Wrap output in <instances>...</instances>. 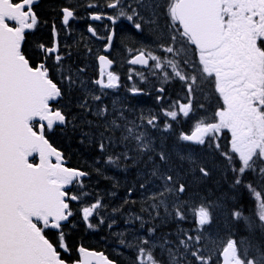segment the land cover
Here are the masks:
<instances>
[{
  "label": "snow or ice",
  "instance_id": "6c2138e0",
  "mask_svg": "<svg viewBox=\"0 0 264 264\" xmlns=\"http://www.w3.org/2000/svg\"><path fill=\"white\" fill-rule=\"evenodd\" d=\"M34 3L38 0H0V264H69L61 252L71 251L64 231L75 226L70 218L79 215L93 230L105 224L107 205L86 184L92 173L66 166L64 153L50 142L49 133L69 128L80 132L81 143L95 142L107 165L119 168L147 157L150 168L139 188L145 192L140 213L149 220L161 217L163 209L164 222L171 218L179 225L191 218L194 223L191 231L178 226L175 233L158 238L156 226L131 243L121 238V245L135 250L131 264H163L157 249L167 253L168 264H264V244L238 240L231 229L223 239L206 227L214 223L216 205L190 193L212 170L185 147H207L219 154L232 187L254 201L251 215L239 205L229 210L230 222L243 220L252 236L257 228L264 232V0H104L113 14L89 0L87 8L97 9L89 14L93 21L107 19L115 25L124 18L137 32L150 29V45L127 49L129 65L147 69L162 85L172 80L182 84V97L159 113L141 111L133 119L126 115L131 110L104 103L108 90L121 86L109 55L115 28L100 36L89 25L88 32L105 43L103 54L95 55L97 77L86 80V65L73 69L67 63L71 53L66 44L62 51L55 21L51 43L38 40L29 51V35L48 23L40 20ZM60 15L68 34L77 9L65 5ZM133 74L148 80L143 71H130L128 80ZM208 87L216 97L211 111ZM129 91L138 95L144 90L133 84ZM156 91L157 102L164 101L165 88ZM181 122L191 127L175 133V152L165 149L163 141L157 149L151 130L174 133V124ZM221 137L227 140L225 147ZM117 147L123 151L116 152ZM94 170L102 174L100 168ZM130 203L136 201H123ZM111 213L110 229L116 224L114 214H123L122 206ZM135 221L141 228L148 222L137 213L125 222ZM78 252L80 259L72 264H115L102 252L83 246Z\"/></svg>",
  "mask_w": 264,
  "mask_h": 264
},
{
  "label": "flooded vegetation",
  "instance_id": "af4514ba",
  "mask_svg": "<svg viewBox=\"0 0 264 264\" xmlns=\"http://www.w3.org/2000/svg\"><path fill=\"white\" fill-rule=\"evenodd\" d=\"M89 0H86V3H88ZM92 2L94 3H98L100 5V9L101 11L107 13V14H113V10L111 9H107L104 8V0L103 1H98V0H92ZM88 11H97V9H89ZM35 12H36V8H35ZM90 14V12H88V15ZM78 19L72 20L70 21L69 24V32L68 34L65 33V31L63 30V28H61L60 31V41H61V49L62 51L64 50V45L66 44L68 46L67 51L71 53V58L67 61V63H69V61L71 59H73V61L76 59V54L78 52H76V47L74 48L73 46V42L75 40H78L77 45H81L82 47H84L85 51H86V55L87 57L84 58V62H91V67L90 70L91 71V75H87L88 78L90 80L95 79L98 75V63L95 60V55L96 54H103L102 53V49L104 46L105 41L97 39L96 37L92 36V34L90 32H88V27L89 25H91L93 28L96 29L97 33L100 36H106L107 33V29L110 28H115V32H116V36L113 39V48L110 52V58L113 59L115 61L113 68L111 70L116 71L120 77V88L116 89V90H108L109 91V95L106 96L104 98V103L109 105V107H111L113 104H115L117 107L120 108H124V109H128L131 111H127L126 115L129 116V119H133L135 118L137 115H139V113L141 111H143L145 114H147L148 112H153V113H159L161 107H167L168 103L170 101L176 100L179 97H182L184 92H183V88H182V84L180 81L178 80H172L167 84H161V81L154 78V77H149L147 81H141L139 79L138 76H136L135 74H133V79L130 81L128 80L127 76L128 73L130 71L133 72H141L143 71L145 73V75H149L148 74V70L139 66V65H129L127 63V60L129 58L128 53H127V49L128 48H137L140 46H145V45H150L152 40H153V36L151 34V31L148 27H145V30L143 32H137L133 26V23L124 21L122 18L115 24L112 25L111 22L107 19H102L100 21H92L90 18H86V20L83 18H85V16L81 17L79 15H77ZM130 28L131 30H134V33L127 31L126 28ZM41 34H44L43 31H39V29L36 31L35 34H30L28 37L29 40V44L31 45V42L34 41H38L41 38ZM131 34L132 40L131 42H127L126 40V36L127 34ZM35 36H37V38L39 39H35ZM51 37H52V33H51ZM52 41V38H51ZM51 41L49 43H51ZM33 42V44H34ZM34 48V47H33ZM92 49V52L89 53L88 49ZM30 51V48H29ZM94 56V58H92ZM70 64V63H69ZM151 64V62H150ZM97 67V68H96ZM88 71V72H89ZM135 84L136 87L143 89V93L142 94H138V95H133L130 91L129 88L132 87V85ZM163 86L165 88V100L158 103L156 100V96L159 94L156 89H158L159 87ZM207 95H206V101L209 105V111L212 110L211 106L214 105L216 103V97L212 95L211 92V88L208 87L205 89ZM174 96L176 99H172L171 96ZM118 101V102H117ZM89 119H92L91 116L88 117ZM160 122H161V126L163 125L164 122V118L163 116L160 117ZM183 126H186V130L189 131L191 124L190 122H182ZM158 131L155 129L151 130V134L154 137L155 141H156V147L157 149H159V147L161 146V140H163V147L169 151L172 150V136L173 133H162V135L164 137H161L159 135H157ZM117 135H119V133H117ZM225 136H228L230 138V133H225ZM221 141H222V147H225L227 145V140L224 139V137H221ZM93 145L95 144V142H92ZM98 147V146H97ZM111 151V149H110ZM116 152H120L123 151L122 147H117L115 149ZM98 154L99 156H96V158L93 160V162L95 163L94 165L88 166V171H90L92 174L91 176L87 179L88 181V186H89V190L93 191L95 194L99 195L98 193V189H103L104 187H101V184H104V186L106 185L104 182H117L116 187L114 186H110L111 190H113V192H115V195L113 196V198L116 199V201L118 202L119 205L122 206L123 208V212L125 213V216L129 215L130 213H137V214H142L145 217V220L148 221L144 228L140 227V222L139 221H135L134 223H126V219L127 216L125 218H122L119 220V223L116 227H114V231L116 230H120L122 232H124L125 234H123L122 238L125 239L126 241H128V236H131V233H129L126 229H131V232L137 230V232L139 233L140 230H142L143 232L140 234L141 236H144L147 234V229L149 227L152 226H156L157 228V232H156V237H160L159 234L165 235L170 233V231H172L173 229V223H164L161 224V226H158L161 223V219L160 220L158 218H155L154 221L153 220H149V217L146 213H140V208L141 205L144 204V197H145V192L142 190L138 193L135 194H131V196H128L126 198L125 193H124V185L121 184L124 182L125 178L127 180L133 179L134 181H139L142 182L144 180V178H142V173L143 172H147L148 171V165H150V163H146L147 160L145 159H140L137 158V160L135 162H133L132 160H128L125 161L124 163H122L120 165L119 168L112 166V165H107L103 162L104 158H102L101 153L99 152L98 149ZM129 155H134V153H129ZM65 160L69 163L70 160L66 157ZM158 159V158H157ZM97 160H100V163H96ZM216 160L217 163L220 166H223L221 163V157L219 156L218 153H216ZM95 168H100L101 169V173L104 172L106 179H101L102 174H97L95 172ZM98 179H101L102 182L98 184V189L96 188V182ZM230 180H232V177L230 176ZM158 183V182H157ZM114 185V184H113ZM151 188V190H155V187L153 185L149 186ZM232 190L236 193H242V191H237V189L232 187ZM110 191V189H108L106 191V195L104 196V202L107 205V210L108 208L110 209V200L108 195V192ZM111 192V191H110ZM112 192V193H113ZM245 193H247L246 191H243ZM100 196V195H99ZM124 199H128V200H134L136 201V203H130L127 205L123 204ZM251 204L249 206L248 209H246L247 214L251 215L252 211H253V207H254V201L252 199H250ZM146 207V205H144ZM237 206V204H236ZM235 206H233L234 208ZM107 210L105 212V214H107ZM110 221H107V223ZM105 223V226L106 224ZM257 232L261 231L259 228L256 229ZM113 231V229H111L110 231H107V227L106 229H101V231L95 232V233H99V232H103L102 233V237L103 236H109V232ZM107 233V234H106ZM113 235V234H111ZM121 239V236H120ZM118 238H114L112 239L113 243L108 245L111 247V250L114 254H117L118 256L122 257L123 259L126 258V252H131V256L133 259L134 256V252H132L131 250L128 249V247H125L123 245H121L119 243ZM104 243H107L104 242ZM108 244V243H107ZM79 247V246H78ZM77 247V248H78ZM90 250H94L96 252H100L97 251L95 249H90ZM77 252V249H76ZM103 252V251H102ZM158 253H162L165 254L163 252H161V250H157ZM70 252L68 253H64L63 251L61 252V255H68ZM108 257V256H107ZM168 256L167 254H165V259H167ZM78 260H79V256H78ZM119 264V263H118Z\"/></svg>",
  "mask_w": 264,
  "mask_h": 264
},
{
  "label": "trees",
  "instance_id": "16d2710c",
  "mask_svg": "<svg viewBox=\"0 0 264 264\" xmlns=\"http://www.w3.org/2000/svg\"><path fill=\"white\" fill-rule=\"evenodd\" d=\"M98 1H103V0H98ZM65 5H73L77 9V15L80 13L82 14L81 17L85 16L86 19L88 17V11L90 8H87V3L86 0H40L39 4L36 7V13L40 20L47 21V24H41V26L38 27L39 31H43L44 34H41L40 40H42L44 43H48L51 41V24L53 21L56 22L57 29H61V15H60V8L65 6ZM127 31L134 33V30H131L130 28L127 27ZM132 35L129 33L126 36L127 42H131L132 40ZM35 39L37 36H35ZM33 42H31V45H28L30 48V51H33ZM78 40H75L73 42V46L76 47V59L73 61L71 59L69 61V65L75 69V67L81 65L84 62V58H86V51L84 47L81 45H77ZM77 63H76V62ZM172 99H176L173 95L171 96ZM174 101V100H173ZM73 113L79 112L78 109L73 108L72 109ZM85 131L88 129L85 128ZM174 130L175 132L173 133L172 136V150L169 152H175L176 150V145L177 141L175 139V133H178L179 131H187L186 126L182 125V122L180 124H174ZM49 139L50 142L53 144L54 147L57 149L61 150L64 153V156H66L70 162L69 166L73 168H81L88 170V166L94 165L95 163L93 160L96 158V156H99L98 154V147L97 144L95 143H89L87 140H85L84 143H81V135L80 132L77 131H72L70 128L66 131H60L57 129L53 133H49ZM187 149L192 150L195 155H198L203 158L204 162L207 164V166L212 170V174L204 181L198 182L197 188L198 191H195V193H199L200 195L206 197L208 192H211V197L209 202H212L213 199L219 197V202H221V198L223 199V205H225L227 214L229 213V210L233 209V206L239 205L240 210L243 211L245 215L247 214L246 209L249 208L251 201L249 198V195L245 192L242 191V193H236L232 190V180H230L231 174L228 173L226 170H224L223 166H220L217 163L216 160V152L214 149H208L207 147H201V146H196V145H186L185 146ZM175 159V157H174ZM178 163V161H177ZM185 167H187V163L185 162ZM102 180L98 179L96 182V188L98 189V184L101 183ZM106 185L101 184V187L103 186V189H98L99 195L104 199L103 195V190H108L110 186L116 187V182H104ZM86 184H88V181L86 180ZM114 184V185H113ZM139 181H134L133 179L127 180L123 183L124 185V193L126 198L128 197V191L131 188L132 193H138L142 191L139 188ZM208 196V195H207ZM235 197V198H233ZM232 198V201H231ZM73 207L75 210V202L73 203ZM217 207V206H216ZM218 208H216L217 210ZM79 215L70 218L72 219L73 224L75 225L74 227L72 225H68L64 231L66 233V241L69 245L70 248V253L68 255H62V258L67 260L69 263H72L74 261L78 260V255L76 252V249L79 245H82L84 247H87L89 249H95L97 251H103L109 258L114 259L117 263L119 264H131L132 258H130V253L131 252H126V258L123 259L122 257L118 256L117 254H114L111 250V247L108 246L113 243L112 239H109L107 243H104L101 240L102 233H93L91 234L84 225L83 221H79ZM95 223L96 220H93ZM222 224H215V221L213 225L208 226L207 228L210 227V231H212L214 234L218 233L219 236L223 239H227V231L222 227ZM103 229H106L107 226H102ZM236 230L237 233H244L245 237H249L250 233L247 229V227H241L239 221L236 222ZM98 229V228H97ZM101 231V230H100ZM87 233V235L85 234ZM256 234V232H255ZM110 237V236H109ZM237 239H239V236H236ZM257 239L255 238V241L264 244V242L260 241V236H256ZM111 238V237H110ZM132 257V256H131ZM167 264V263H166Z\"/></svg>",
  "mask_w": 264,
  "mask_h": 264
},
{
  "label": "rangeland",
  "instance_id": "374dc122",
  "mask_svg": "<svg viewBox=\"0 0 264 264\" xmlns=\"http://www.w3.org/2000/svg\"><path fill=\"white\" fill-rule=\"evenodd\" d=\"M79 16H80V18H81V15L82 14H78ZM124 21H127L126 19H124V18H122ZM127 22H129V21H127ZM130 23H132V22H130ZM147 27V26H146ZM127 29V28H126ZM87 57V56H86ZM92 58H94V56L92 57ZM76 62V61H75ZM77 63V62H76ZM87 66V74H86V76H85V79L86 80H90L89 78H88V76L87 75H91V71H89L90 70V67H91V62L90 63H88V62H85V63H82L81 65H79L80 67H84V66ZM89 71V72H88ZM170 71V70H169ZM149 77H151L150 75H148V78ZM118 102V101H117ZM157 135H159V136H161V137H164L163 135H162V133L161 132H157L156 133ZM154 138V137H153ZM161 141H163V140H161ZM164 144V143H163ZM103 158V157H102ZM143 159H145V160H147V157H144ZM148 168H150V165H148ZM145 173L146 172H143L142 173V178H144L145 177ZM101 179H106V176H105V174H104V172H102V177H101ZM125 181H127V179L125 178V180H124V182ZM123 182V183H124ZM123 183H121V184H123ZM116 184H117V182H116ZM88 185V184H87ZM197 185H198V183H197ZM197 185H196V188H195V190H194V192L193 193H190V195H196V194H198L200 197H204V196H202V195H200L199 193H195V191H198V188H197ZM106 191L107 190H103L102 192H103V195L105 196L106 195ZM111 191V192H110ZM109 192H108V197H109V200H110V209L108 208V210H107V214H105V213H103V215L105 216V223H107V221H110L109 220V216H111V215H113L112 213H111V210H112V208H115V207H121V205H119L118 204V202L116 201V199L115 198H113V195H111V193L113 192V190H110ZM208 195V196H207ZM206 195V197H204V198H207L208 199V201L210 200V197L212 196L211 195V192H208V194ZM104 200V199H103ZM231 201H232V198H231ZM217 207H215V212H214V221H215V224L217 225V224H222L221 225V228L223 227L226 231H228V229H231V232L232 233H234V238H236L237 239V237L236 236H239V239L240 238H242V237H245L244 235V233H242V232H240V233H237V230H236V222L235 223H231L230 222V218H229V216H228V214H227V210H226V207H225V205H223V199L221 198V202H219V197L218 198H216V201H215V199H213V201H212ZM76 206V205H75ZM216 208H218L217 210H216ZM162 210V211H161ZM160 211H161V217H157L159 220H160V218H162L161 220V223L158 225V226H161V224H164V223H173L174 224V226H175V228L173 227V229H172V231H170V233H175L176 232V230H177V227L179 226V227H181V228H184V229H186V230H189V231H191L192 229H193V227H194V223H193V221H192V219L190 218L189 220H187V221H185V222H182V223H179V225H178V223L176 222V221H174V220H172L171 218H169L166 222H164L163 221V209H161ZM114 216H115V219H116V224H114L113 226L114 227H116L117 225H118V223H119V220L120 219H122V218H125L126 216H125V213L123 212V214H121V213H116V214H114ZM128 217V216H127ZM79 221H82V219L79 217ZM187 222H188V224H187ZM84 225H86L85 223H84ZM102 226H104V224L103 225H99V227H98V229H95V230H93V229H88L89 230V232L91 233V234H93V233H95V232H98V231H100L101 229H103V227ZM106 226H107V224H106ZM87 227V226H86ZM114 227H112L111 229H113V231H111V232H109V236L111 237H109V236H103V237H101V240L103 241V242H106V241H108L109 239H114V238H118V239H120V236L121 235H119L120 233H123V234H125L124 232H122V231H120V230H116V231H114ZM206 227H208V226H206ZM110 228H108L107 227V231H110L111 230ZM208 229H210V227L208 228ZM248 229V228H247ZM129 233H131V236H128V242L129 243H131L132 241H134L135 240V238L136 237H138V236H141L140 234L143 232L142 230H140L139 231V233L137 232V230H135V231H133V232H131V229L129 228V229H126ZM249 231V230H248ZM212 232V231H211ZM213 233V232H212ZM86 235H87V233H85ZM107 234V233H106ZM111 234H113V235H111ZM263 234H264V232H263ZM159 236H161L160 234H159ZM121 238H122V236H121ZM172 239H174L175 237L174 236H172L171 237ZM246 238H249V239H254L255 240V238L257 239V237H256V235H255V232H254V236H252V235H249V237H246ZM238 239V240H239ZM258 240V239H257ZM128 249L129 250H131L132 252H134L135 250L133 249V248H129L128 247ZM157 250H160V249H157ZM163 253H165V252H163ZM165 254H167V253H165ZM165 254H162V253H158L157 252V255H158V258H160L161 260H162V262H163V264H168V258L167 259H165ZM130 258H132L131 257V255H130Z\"/></svg>",
  "mask_w": 264,
  "mask_h": 264
},
{
  "label": "water",
  "instance_id": "95a60500",
  "mask_svg": "<svg viewBox=\"0 0 264 264\" xmlns=\"http://www.w3.org/2000/svg\"><path fill=\"white\" fill-rule=\"evenodd\" d=\"M38 2H39V0H38ZM37 3H34V5L33 6H35ZM90 251H93V250H90ZM94 252H96V251H94ZM97 253H101V252H97ZM78 254H79V252H78ZM107 257V256H106ZM79 259H80V254H79ZM93 264H95V261L93 262ZM116 264V263H115Z\"/></svg>",
  "mask_w": 264,
  "mask_h": 264
},
{
  "label": "bare ground",
  "instance_id": "6f19581e",
  "mask_svg": "<svg viewBox=\"0 0 264 264\" xmlns=\"http://www.w3.org/2000/svg\"><path fill=\"white\" fill-rule=\"evenodd\" d=\"M162 211V210H161ZM154 221V220H153Z\"/></svg>",
  "mask_w": 264,
  "mask_h": 264
}]
</instances>
